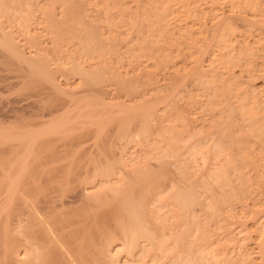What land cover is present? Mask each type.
<instances>
[{"label":"rangeland","instance_id":"obj_1","mask_svg":"<svg viewBox=\"0 0 264 264\" xmlns=\"http://www.w3.org/2000/svg\"><path fill=\"white\" fill-rule=\"evenodd\" d=\"M27 3L31 4L30 7L22 5L26 11L24 13L23 10L15 12L17 16L15 17V23L14 21L13 23L10 22L11 24L9 22H7L8 24L5 23L8 25V27L4 25L5 30H9V26L11 27L10 29L14 26L12 30L14 32L13 39L16 40L15 43L17 45L21 43L19 48L23 50L22 52L26 54L25 56L29 54V58H31V55H33L32 57L38 56L41 51L44 56L47 54L46 57L50 59V63L53 62L50 66L46 62L48 66L52 70L55 67L53 72L58 69V73H54L56 82L58 81L59 86L63 87V89L65 87V92L69 91L70 93H67L73 94V96L71 95V98L64 96V94L55 95L50 89L49 91L51 92L49 93L45 81L39 79V82H42L40 84L34 77L29 78L30 81L32 79L33 83L28 79L23 81L25 79L21 76L19 79V76L16 75H22L23 72L21 70L23 69L19 68V65L18 67L9 62V65H7L4 57L0 55V119H9L10 121L5 122L6 124L13 123L17 125L22 124L21 117H26V123L35 124L38 115L47 113L50 108L49 112L52 113L46 116L45 121L54 115L62 114L64 111L63 105L73 103V101L76 102L74 97L80 95L78 93L79 90L77 92L76 90H81L86 84H84L85 82L82 84L80 81L82 78L68 75L69 70L74 65L71 60L65 65L67 59L83 61L85 68H89L88 70L93 73H88L91 77L95 75L93 70L95 69L96 71L97 68L96 73H98V67H100L99 72H103L101 76L102 83L91 84L89 88L94 87L96 91L99 90L98 92L101 93L103 101L119 104L113 107H106L111 114L107 115L108 117H104V119L102 118L103 121L99 120L97 123L83 124L72 131L64 130L63 132L54 133V135L50 133L51 137L49 135L48 137L46 135L42 136L38 140L40 142V153L38 152L37 154L38 160L55 159V161H58L53 165L54 169L50 168V173L59 174L66 172V168L70 167L71 162H73L71 167L75 165V168L76 163L77 165L85 164L89 159V165L93 161L111 160L110 158L117 157L113 152L116 154L118 151L126 150L124 152L126 154L122 152L125 162L128 161L127 159L131 155L150 152L152 148H149V144L153 142L158 144L161 133L165 132V128H168L167 125L171 124L169 126L171 127L175 124L174 128H181L183 124L188 127H190L189 124L191 126L198 125L202 120V117L198 118L199 116L207 119V115L210 117L209 113L214 111V108H210L211 112H208L209 108H206L208 107L206 106L204 107V109H207L206 113L202 108L205 102L206 105L209 104L208 100H206L207 95L203 96L204 89L199 84L201 80L196 82V79L199 80L200 78L197 76L198 74H203L205 77H209L208 79L211 78V73H219L217 70H220V72H226L227 70V76L229 72L232 74V77H227L225 73L222 74L220 76L221 79H219L223 81L219 85L218 83L215 84V86H218L216 88L218 90L222 89L221 85H230L231 87L229 86L228 89L231 94L233 93L232 96L230 94L233 97V99L231 98L232 101L235 104L246 102V106L242 107V111L245 110L242 119L241 115L238 116L237 111L234 114V119H241L242 126L246 124V127H242L241 137H238V140L236 139L231 146L232 148L242 149L241 160L238 161L239 166L237 168L234 164L231 167L230 165L233 162L228 160H217L215 162L212 158L208 160V158L197 157V166L199 164L198 168H201L203 175H205L207 168L211 167L212 163L215 162L216 165H214L220 166L222 168L219 167L221 172H225L226 176L221 181L226 183L225 185L220 184V186L215 181L211 182L213 187H211L212 192H209V194L208 191L204 193V190H199L201 192V194L199 193V198L214 197V204H217L216 200L218 198V204L222 205L217 206V208L220 207V210L216 212L217 214L214 213L215 215L210 214V210L202 205L196 204L194 206L197 209L198 222H200L198 223V233L207 238L208 241L211 240L209 251L213 249V252L219 253V257L216 255L218 260H221L222 257L227 260L222 261V259V264H264V0H28ZM52 7L53 12L55 9L54 14L57 15H55L56 20L61 21L62 27L65 29V31L60 29V34L58 30L54 31L56 30L54 28L51 30L48 27H42L45 21L47 23L54 19L53 14H51L53 17L48 16V10L52 9ZM29 12L31 13L29 14ZM56 12L59 13L57 14ZM76 17H79V21L82 20L84 22L85 29H90L89 32H92V35L95 34L96 37L99 35L103 42H107L106 44L102 42L103 47H105L102 57V59L105 58L103 59L105 61L102 60V62L105 65H98L101 63H99L96 53L91 52L90 54L93 60L89 55L82 56L80 54L83 50L80 42L84 38L82 39L79 34L75 35L74 31L76 29H67L72 22H75L74 19H77ZM134 19L138 20V22L135 21L136 24ZM0 20H2L1 17ZM132 24L134 28L131 27ZM159 24L162 26H159ZM78 38L81 39L79 43L77 42ZM59 49L62 51H59ZM35 52L36 54H34ZM70 54L72 55L71 58H69ZM80 55L81 57L79 58ZM95 57H97V60H94ZM238 57L241 58V61L237 63ZM52 58L54 61L51 60ZM197 58L200 61H198L196 66L195 59L197 60ZM228 58H232L234 61L229 59L232 62H228ZM8 66H12V69ZM69 67L71 68L68 70ZM15 68L17 70L20 69V71L17 72ZM192 70H195L194 74ZM65 81H68V83ZM163 83L167 84L169 89L165 85L162 87ZM67 85H71L69 90H66ZM171 86L173 88H170ZM174 87H176V91L173 90ZM38 88L41 90H38ZM171 89L175 93L174 97H170L171 99L169 100L171 101L166 103L164 102L165 96L171 94L170 92L172 91L169 92ZM41 93L43 98L41 95V97L37 95ZM71 99L72 101L70 102ZM154 100L158 102H155L159 106L158 109L151 110L150 113H146V116L143 112L138 113V107L142 101L149 104ZM121 103L136 105L135 109L137 108V111L134 113L133 108H129L130 111L125 109V111L120 106ZM200 103L204 104L201 105ZM99 104L98 102L97 105L99 106ZM199 105H201V109ZM161 106L164 107L161 109ZM119 107L123 113H119L121 110ZM214 113H217V111ZM195 116L194 123V120L192 121L194 118L192 117ZM243 117H249L253 121L249 124V121L247 122V119L244 120ZM33 118L36 119L34 120ZM180 120L183 121L180 122ZM235 123L238 124V121ZM235 123L233 127L237 128ZM37 125H32V127ZM58 134L66 135L67 137L59 135L58 138H55L54 136ZM125 135L129 137L127 141L124 138ZM75 137H78V139ZM47 138H49L48 142L44 141ZM154 138L156 139L153 140ZM76 142L79 146L78 144L76 145ZM80 146L83 147L81 148ZM124 147L126 148L125 150H123ZM231 147L228 144L224 149L229 151ZM79 159H81V162ZM95 162L94 166L96 168L99 167V164ZM128 162L129 166L130 161ZM59 163L62 170L58 167ZM63 165L65 166V168L63 167L64 171ZM170 169L172 168L168 167L166 172L173 171L172 176L176 174V171L174 172V170ZM237 173H240L241 176L239 174L236 175ZM176 177L174 175L173 178L175 179H173L170 175L164 184L167 187L174 184V186L186 185L185 181ZM86 181L84 180V182ZM239 185L244 188L241 193L237 189ZM70 186L75 187L73 184ZM219 186L222 188H219ZM210 193H212L211 196ZM221 199L222 201L225 200V203H222ZM114 202L103 201L98 204L96 211H99H95L93 215H90L89 219L93 218V222L104 224L113 220V215H105V211L109 209V212H111L115 205L118 204ZM71 205H68L66 210L79 207L77 203L76 206L74 204ZM100 205L105 207V209ZM212 251V254H210H215Z\"/></svg>","mask_w":264,"mask_h":264},{"label":"bare ground","instance_id":"obj_2","mask_svg":"<svg viewBox=\"0 0 264 264\" xmlns=\"http://www.w3.org/2000/svg\"><path fill=\"white\" fill-rule=\"evenodd\" d=\"M27 2L28 0H0V17L2 19L0 20V53L2 54L0 55L4 57L7 65H9V62L12 65H19L20 67H18L23 69L21 71L25 75L15 74L19 76V79L22 77L25 79L23 81H26V79L30 81L29 78L34 77L38 82L39 79L43 80L47 84V87H44L47 88L49 93L52 91L55 95L64 94V96L71 97L73 94H68L70 93L69 91L65 92V87L63 89V87H60L57 83L58 81L56 82V75H54V73H58V69H55L56 71L53 72L55 67L53 70L49 67L53 62L50 63V59L46 57L47 54L44 56L41 51V53H38V56L35 55L32 57L33 55H31V58H29L30 54L25 56L26 54L19 48L21 43L17 45L15 43L16 40L13 39L14 32L12 30L14 26L12 29H10L11 27L9 26V30H5L4 25L8 24L7 22L13 23L14 21L15 23V17H17L15 12H21L23 10L24 13V11H26L22 5H24V7H30L31 4L29 5ZM36 5H38V3H36ZM28 8L26 9L28 10ZM54 12L53 7L48 10V16H52L51 14H53L54 17H52L54 19L52 20L50 18L51 22L48 21L47 23L45 21L42 27H48L51 30L54 28L56 29L54 31L64 29L61 21L56 20V14H54ZM30 13L31 12H29V14ZM56 13L58 14L59 12ZM78 18L74 19L75 22H72V24H70L71 26L69 25L70 27L68 26L67 29H76V31H74L75 35L77 36V34H79L82 39L84 38L83 41L79 38L77 40L78 43L81 40L80 45H82L81 49H83L82 51L80 49V54L82 56H90L91 52L96 53L99 63H101L98 65H105V63L102 62V60L105 59H102L103 49L105 48L102 44H106L107 42H103L98 34V37L101 39L96 37L95 34L92 35V32H89L90 29H85L84 22L82 20L79 21ZM135 21L138 22L137 19H134V22ZM133 24L131 25L132 28H134L136 22L134 26ZM160 25L161 24H159V26ZM6 26L8 27V25ZM40 29L42 30V28ZM61 49H59V51ZM34 54H36V52ZM71 56L70 54L69 58H71ZM60 58L62 59V57ZM96 58L97 57H95L94 60H97ZM238 58L237 63L241 61V58ZM199 59L201 58L199 57ZM199 59H195V65L200 61ZM229 59L232 60V58H228V62L231 61ZM36 60L40 62L37 63ZM51 60H53V58ZM69 60L73 61L72 64L74 66L72 65V68H68V70L71 68L69 72L67 71L68 75L78 76L77 78L80 77V79L82 78L83 80H79L82 84L85 82L84 84L86 85H84V87H88L76 90V92L79 90L78 93H80L79 96L74 97L76 102L73 101V103L61 105L64 110L62 114L58 116L54 115L52 118L45 121L44 119L47 118L46 116L52 113L49 112L50 108L47 113H41L38 115L37 119L35 118V124L26 123V117L23 118L21 116L22 124L17 125L13 123L6 124L5 122H9V119H0V264H222V261H227L224 260V257H222V261L218 260L219 253L213 252V249L209 251L211 240L208 241L207 238L199 235L198 223L200 222H198L197 209L194 206L196 204L202 205L204 208L210 210V214H214L220 210V207L217 208V206L220 205L218 204V198L216 200L217 204H214L215 201L213 202L214 197L199 198V193L201 194L199 190H204V193L208 191L209 194V192H212V181L217 182L219 185L226 184L221 182L226 176L224 174L225 172H221L222 168L220 166L221 169L215 166L217 160H228L229 162H233L232 165H230L231 167L234 164L237 168L239 166L238 161L241 160L242 149L232 148L231 146L236 139L238 140V137H241L242 127H246V124L242 126L241 123L245 111H242V107L246 106V102H238L239 104H235L232 101L233 97L231 96L233 93L231 94L228 89L230 85H221L222 89H218L221 91H218L216 89L218 86H215V84L218 83L219 85V83L223 81L220 80V76L224 73L227 76L228 71L220 72V70H217L219 73H211L212 76L210 74V79L203 74L197 75L202 79L204 78L202 81V79L196 77L199 78V80L196 79V82L201 80L199 84L202 89H204L203 96L207 95L206 100H208L207 102L209 104L206 105L205 102V105H202L204 103H200L203 106V110L206 111V108H209L208 112H211V109L214 108V111L209 113L210 117L206 114L208 116L207 119L203 118V116L198 117H202L198 125L195 124L191 126V124H189L190 127L187 125L186 127L185 124H183L181 128H174L175 124L172 125L173 127L171 126L172 128L169 127L171 124L169 126L167 125L168 128H165L166 130L161 133L162 135L159 138V142L157 141L158 144L154 142V144H149V148H152L150 152L131 155L129 157L130 159L127 157V160L130 161L129 166L127 164L128 161L125 162L122 157V152L124 153L126 151L124 147L123 150L125 151H120L121 154L119 151V153L116 152V154L113 152L117 157H112L110 158L111 160L103 159V161H93L91 165H89L90 163L88 162L90 159L88 161L86 160L87 162L85 164L81 163V165H77V163L74 162L76 163L75 168L74 164V166L71 167L73 163L71 162L70 167L66 168V172L64 171L65 163L62 166V168L64 167V172L56 174L50 173V168L52 167V169H54L53 165L58 161H55V159L38 160L37 154L40 150V142L38 140L44 135L48 137L50 133L54 135V133L63 132L64 130L72 131L83 124L97 123L99 120L103 121L102 118L104 119V117L111 114L110 110H107L106 107L119 105L111 101H103L104 99H101L103 97L101 93L98 92L99 90L96 91L94 87L89 88L91 84L94 85L98 82L102 83L103 80L101 76L103 72H99L100 67H98V73H96L97 68L96 71L95 69L93 70L95 75L91 77V75L88 74L91 70L89 71V68H85L83 61L67 59L65 65H67ZM232 61H234V59ZM46 62H48L49 66ZM85 63L87 62L85 61ZM11 67L12 66L9 68ZM195 70H192L193 74ZM16 71L18 72L20 69H16ZM231 75L232 74L229 72L228 76L232 77ZM30 82L33 83L32 79ZM65 82L68 83V81ZM164 85L165 83L162 84V87ZM69 86L71 85H67L66 90H69ZM165 86H167V84ZM170 88L173 87L171 86ZM175 88L176 87L173 89L174 91H176ZM49 89L51 91H49ZM38 90L41 89L38 88ZM173 90H169V92H172H170L171 94L168 96H165L164 102L168 103L171 101L169 100L171 99L170 97L173 98L175 94ZM37 95H41L43 98L42 93ZM96 98L99 101L95 100ZM156 100L149 104L145 101H142V103L140 102L138 113L143 112L146 116V113H150L151 110L158 109V100ZM71 101L72 99L70 102ZM98 102L103 105L99 104L98 106ZM155 102L157 103L155 104ZM130 104L121 103L120 106L124 110L133 108V112L135 113L137 111V108L135 109L136 105L131 104L132 107ZM201 105H199L200 109ZM163 107L164 106H161V109ZM204 107L206 108L204 109ZM121 111L122 109L119 113H123V111ZM216 111L217 113H214ZM236 111L238 112V116L241 115V119H234ZM39 118L43 119L40 120ZM192 118V121L194 120L195 123L196 116ZM243 118L244 120L247 119L246 121H249V124L253 121L249 117ZM181 121L183 120H180V122ZM236 121H238V124L235 123ZM171 122L173 121L171 120ZM234 123L235 126L237 124V128L233 127ZM32 125H37L38 127H32ZM255 128L257 129V126ZM59 135H61V137L66 136L58 134L54 137L58 138ZM126 136L127 135H125L124 138L127 141L130 135L129 137ZM75 138L78 139V137ZM155 139L156 138L153 140ZM48 140L49 138L44 141L48 142ZM77 144L76 142V145ZM119 144L121 145V143ZM228 144L231 148H227L229 151H225L224 148ZM198 156H200V158L202 157V159L208 158V160L212 158V160L214 159L215 161L212 163L211 167L207 168L205 175H203L201 168H198L199 164L197 166L198 161L196 159L199 158ZM81 159H79L80 162ZM83 160L85 161V159ZM80 162L78 161V163ZM94 162L99 164V167L96 168ZM58 165L60 170H62L60 163ZM80 166H83V168ZM168 167L172 168L170 170L176 171V174H174L175 177L177 176L176 178H180L186 182L185 186H174L175 184L173 183L174 185L167 187L164 184L165 180H168L170 175L172 178L174 177V175L172 176L173 171L166 172ZM238 174L241 176L240 173L236 175ZM84 180L87 181L84 182ZM71 184L75 187H71ZM220 186L219 188H222ZM237 189H239L238 191L241 193L244 188L239 185ZM211 195L212 193H210V196ZM103 201H115L118 203L116 204L114 202L116 205L111 212H109V209L106 210L108 212L105 211V215H113V220L105 224L93 222V218L90 220L89 217L95 213L97 205L101 204ZM224 201H222V203H225ZM76 203L79 207L77 206L75 209L66 210L68 205L74 204L76 206ZM103 208L105 209V207ZM211 251L215 254L211 255ZM216 255L218 257H216Z\"/></svg>","mask_w":264,"mask_h":264}]
</instances>
